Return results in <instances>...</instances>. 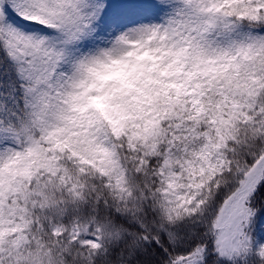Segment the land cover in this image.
Listing matches in <instances>:
<instances>
[{
	"label": "snow or ice",
	"instance_id": "snow-or-ice-1",
	"mask_svg": "<svg viewBox=\"0 0 264 264\" xmlns=\"http://www.w3.org/2000/svg\"><path fill=\"white\" fill-rule=\"evenodd\" d=\"M0 264H264V0H0Z\"/></svg>",
	"mask_w": 264,
	"mask_h": 264
}]
</instances>
